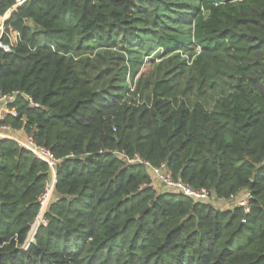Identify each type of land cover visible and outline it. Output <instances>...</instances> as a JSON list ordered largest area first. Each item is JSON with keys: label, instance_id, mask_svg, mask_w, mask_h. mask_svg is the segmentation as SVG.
Segmentation results:
<instances>
[{"label": "trees", "instance_id": "obj_1", "mask_svg": "<svg viewBox=\"0 0 264 264\" xmlns=\"http://www.w3.org/2000/svg\"><path fill=\"white\" fill-rule=\"evenodd\" d=\"M17 4L0 0V92L33 102L5 122L61 162L29 245L50 168L0 138V264H264V0H27L5 18Z\"/></svg>", "mask_w": 264, "mask_h": 264}, {"label": "built area", "instance_id": "obj_2", "mask_svg": "<svg viewBox=\"0 0 264 264\" xmlns=\"http://www.w3.org/2000/svg\"><path fill=\"white\" fill-rule=\"evenodd\" d=\"M27 0H18V4L25 3ZM4 32V31H3ZM18 37H19V33ZM2 36V35H1ZM0 36V47L5 49L6 51H10V45H5L1 41ZM200 51V47L198 48ZM25 97L33 102L31 96L27 93H24L19 90H15L11 93H1L0 92V138H10L19 143L20 146L29 150L33 153L37 158L45 161L51 173V179L46 185L45 191L40 195V213L35 222L32 225L31 233L29 236L28 244L32 243V240L35 239L36 233L41 225L48 224V220L45 217V213L48 209V206L53 199L55 186L57 184V167L61 162V159L58 158L55 153L47 146L39 144L32 135H25L23 138H19L16 135L21 133L22 130L14 128L12 125L5 122V119L8 116H18V110L12 107V104L16 103L19 98ZM129 162H144L139 156L136 158H128ZM149 167L152 178L156 183L159 181L167 190L175 191L182 193L188 197H191L195 200H209L211 198V193L207 189H195L188 183H185L180 180H175L173 178V174L171 170L168 168L167 164L164 162L161 166H152L148 162H146ZM241 206H248L249 204V195L245 196L243 199L239 201Z\"/></svg>", "mask_w": 264, "mask_h": 264}, {"label": "crops", "instance_id": "obj_3", "mask_svg": "<svg viewBox=\"0 0 264 264\" xmlns=\"http://www.w3.org/2000/svg\"><path fill=\"white\" fill-rule=\"evenodd\" d=\"M6 17H8V15H6L5 16V18ZM3 31H4V27H3V25L1 24L0 25V35H2V33H3ZM18 32H16V31H13L12 32V35H11V41H12V43H15L16 41H17V38H18V34H17ZM25 132L22 130L21 131V133H19V134H17L16 136L17 137H19V138H23V137H25ZM158 187H163L164 188V186L159 182V181H157L156 183H155ZM246 194V193H245ZM244 194V195H245Z\"/></svg>", "mask_w": 264, "mask_h": 264}, {"label": "water", "instance_id": "obj_4", "mask_svg": "<svg viewBox=\"0 0 264 264\" xmlns=\"http://www.w3.org/2000/svg\"><path fill=\"white\" fill-rule=\"evenodd\" d=\"M23 4H24V3L19 4V5H17L13 10H11V11H10V14L8 15V17H9L11 14H13L17 9H19ZM8 17H6V18H8ZM5 20H6V19H5ZM51 114H52V115H57V113L54 112V111H52ZM149 208H150V206H147V207L142 211V214L146 213V211H147ZM35 242H36L35 239L32 240V243H35ZM29 245H30V244H29Z\"/></svg>", "mask_w": 264, "mask_h": 264}, {"label": "rangeland", "instance_id": "obj_5", "mask_svg": "<svg viewBox=\"0 0 264 264\" xmlns=\"http://www.w3.org/2000/svg\"><path fill=\"white\" fill-rule=\"evenodd\" d=\"M10 14V12L7 14V15H9ZM1 36V35H0ZM198 50V49H197ZM159 60V59H158ZM151 65L150 64H145V65H143V67H142V70H150L151 69ZM230 205V204H229ZM228 204H226V205H219V206H221V207H227V206H229Z\"/></svg>", "mask_w": 264, "mask_h": 264}]
</instances>
